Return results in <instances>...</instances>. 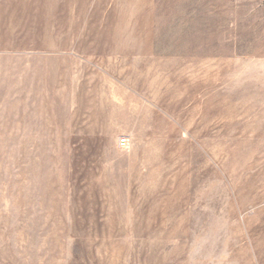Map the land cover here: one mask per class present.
<instances>
[{
    "label": "rangeland",
    "instance_id": "1",
    "mask_svg": "<svg viewBox=\"0 0 264 264\" xmlns=\"http://www.w3.org/2000/svg\"><path fill=\"white\" fill-rule=\"evenodd\" d=\"M0 264H264V0H0Z\"/></svg>",
    "mask_w": 264,
    "mask_h": 264
},
{
    "label": "built area",
    "instance_id": "2",
    "mask_svg": "<svg viewBox=\"0 0 264 264\" xmlns=\"http://www.w3.org/2000/svg\"><path fill=\"white\" fill-rule=\"evenodd\" d=\"M122 146H125V141H122Z\"/></svg>",
    "mask_w": 264,
    "mask_h": 264
}]
</instances>
